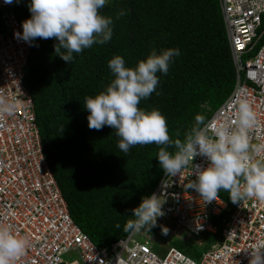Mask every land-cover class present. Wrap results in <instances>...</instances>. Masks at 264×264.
<instances>
[{
	"label": "trees",
	"instance_id": "16d2710c",
	"mask_svg": "<svg viewBox=\"0 0 264 264\" xmlns=\"http://www.w3.org/2000/svg\"><path fill=\"white\" fill-rule=\"evenodd\" d=\"M8 1L29 44L23 83L43 154L73 221L106 246L132 230L161 175L232 90L220 0ZM258 169L222 178L216 192L228 208L212 218L215 233L170 245L198 259L221 237L239 182Z\"/></svg>",
	"mask_w": 264,
	"mask_h": 264
},
{
	"label": "built area",
	"instance_id": "2783aa9c",
	"mask_svg": "<svg viewBox=\"0 0 264 264\" xmlns=\"http://www.w3.org/2000/svg\"><path fill=\"white\" fill-rule=\"evenodd\" d=\"M220 6L235 70L231 92L162 174L132 230L99 247L71 218L45 160L23 83L28 40L9 1L0 0V264H264V0ZM255 165L239 182L221 237L198 259L170 244L154 249L151 226L162 232L157 224L166 221L175 238L182 230L215 233L212 218L228 208L216 188ZM197 182L213 188L196 189Z\"/></svg>",
	"mask_w": 264,
	"mask_h": 264
},
{
	"label": "rangeland",
	"instance_id": "374dc122",
	"mask_svg": "<svg viewBox=\"0 0 264 264\" xmlns=\"http://www.w3.org/2000/svg\"><path fill=\"white\" fill-rule=\"evenodd\" d=\"M157 225L162 229V232H159L157 227L151 226V232H152L151 234H154L156 236V239H154L152 244H153L154 248L156 249V251H163L164 246L171 244L170 240H172L175 237L171 236L168 232V227L170 226L169 221H166L165 223H159ZM141 230L143 232H145L144 228H140L139 230H137V232L135 233L136 239H140V240L144 239V237L142 235H140ZM179 239L187 240V241L190 239V240H193V242H196L200 245L202 243L201 240L189 237L186 230L181 231ZM65 257L69 258L67 255H65Z\"/></svg>",
	"mask_w": 264,
	"mask_h": 264
},
{
	"label": "clouds",
	"instance_id": "9594fccd",
	"mask_svg": "<svg viewBox=\"0 0 264 264\" xmlns=\"http://www.w3.org/2000/svg\"><path fill=\"white\" fill-rule=\"evenodd\" d=\"M209 116H210V115H209ZM206 119H207V118H206ZM206 119H205V120H206ZM205 120H203L202 123H203ZM202 123H201V124H202ZM201 124H200V126H201ZM200 126H199V127H200ZM199 127H198V128H199ZM198 128H197V129H198ZM197 129H196V130H197ZM196 130H195V132H196ZM195 132H194V134H195ZM191 138H192V137H191ZM185 145H186V144H185ZM185 145H184V146H185ZM182 149H183V148H182ZM180 152H181V151H180ZM44 157H45V156H44ZM45 160H46V159H45ZM46 162H47V161H46ZM170 164H171V163H170ZM167 168H168V167H167ZM167 168H166V169H167ZM164 172H165V171H164ZM161 176H162V175H161ZM160 178H161V177H160ZM158 181H159V180H158ZM156 185H157V184H156ZM150 194H151V193H150Z\"/></svg>",
	"mask_w": 264,
	"mask_h": 264
}]
</instances>
